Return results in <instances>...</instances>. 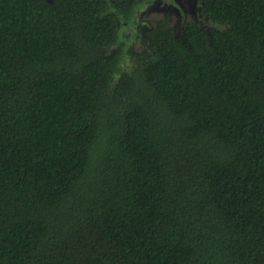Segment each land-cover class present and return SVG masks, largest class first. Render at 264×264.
I'll list each match as a JSON object with an SVG mask.
<instances>
[{
    "label": "trees",
    "instance_id": "trees-1",
    "mask_svg": "<svg viewBox=\"0 0 264 264\" xmlns=\"http://www.w3.org/2000/svg\"><path fill=\"white\" fill-rule=\"evenodd\" d=\"M153 1L0 0V264H264V0Z\"/></svg>",
    "mask_w": 264,
    "mask_h": 264
},
{
    "label": "rangeland",
    "instance_id": "rangeland-1",
    "mask_svg": "<svg viewBox=\"0 0 264 264\" xmlns=\"http://www.w3.org/2000/svg\"><path fill=\"white\" fill-rule=\"evenodd\" d=\"M163 18H168L170 24L179 34H182L186 24L192 21L209 30L221 26L204 16L202 0H154L138 12L137 27L141 29L142 36L145 37L146 33L155 28ZM128 45L132 48L135 46L133 49L139 51L143 47L142 38L139 37L135 40V33L132 32Z\"/></svg>",
    "mask_w": 264,
    "mask_h": 264
},
{
    "label": "flooded vegetation",
    "instance_id": "flooded-vegetation-1",
    "mask_svg": "<svg viewBox=\"0 0 264 264\" xmlns=\"http://www.w3.org/2000/svg\"><path fill=\"white\" fill-rule=\"evenodd\" d=\"M202 4H203V0H202Z\"/></svg>",
    "mask_w": 264,
    "mask_h": 264
}]
</instances>
